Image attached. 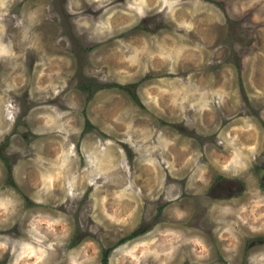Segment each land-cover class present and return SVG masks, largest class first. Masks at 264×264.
<instances>
[{
  "label": "clouds",
  "instance_id": "obj_1",
  "mask_svg": "<svg viewBox=\"0 0 264 264\" xmlns=\"http://www.w3.org/2000/svg\"><path fill=\"white\" fill-rule=\"evenodd\" d=\"M10 3L0 0L5 16ZM44 18L56 25L52 46L70 53L78 42L83 64L48 55L37 30ZM220 28L251 41L218 45L221 54L240 58L233 79L250 82L249 68L264 62V0H64L63 14L49 4L46 17L37 11L0 22V264H94V255L62 247L73 218L83 227L91 216L93 232L122 227L133 214H123L120 205H139L141 197L153 204L162 197L177 224L187 219L202 229L172 233L169 260L185 245L193 264H264V141L247 148L227 135L231 127L214 123L224 118L225 100L235 90H201L193 73L205 65L187 62L193 48L207 50L208 33ZM190 34L200 40L190 41ZM77 70L100 87L82 90ZM149 71L165 74L150 87L171 97L165 104L170 118L202 133L214 124L215 143L206 141L201 151L178 134L142 127L140 121L164 115V108L149 97L142 113L116 103L118 93L103 87ZM252 88V97L264 98V86ZM85 111L106 135L82 136ZM258 111L264 119V107ZM165 170L175 183L167 182ZM29 172L35 174L29 196L38 208L6 182L11 175L21 186ZM213 173L232 178L212 184Z\"/></svg>",
  "mask_w": 264,
  "mask_h": 264
},
{
  "label": "rangeland",
  "instance_id": "obj_2",
  "mask_svg": "<svg viewBox=\"0 0 264 264\" xmlns=\"http://www.w3.org/2000/svg\"><path fill=\"white\" fill-rule=\"evenodd\" d=\"M49 4L52 9L63 14L64 0H11L7 16L4 15V10L0 8V22H7L13 16L37 11H42L46 17ZM64 27L66 32H70L71 26L67 21V17H65ZM37 30L42 34L46 42L45 51L49 56L59 57L67 55L78 62V64H83V53L85 50L78 42H74L70 53H64L62 50L52 46L56 30L54 23H50L44 18L41 24L37 26ZM9 31L12 32L15 29L10 27ZM233 38H239L245 40L247 43H251L250 40L239 37L234 29L220 28L208 33V39L211 43L207 45V50L200 53L193 48L189 53L187 62L194 66L197 62L203 61L205 66L199 72L193 73L194 82L201 90L208 86L223 92H229L230 89L235 90V95L229 92V96L225 100L224 118H213V120L214 123L218 122L221 127L224 125L231 127V132H227L226 129L227 135L236 136L241 144L247 148H252L257 146L258 142L264 141V119L260 118L258 111L259 107H264V98L251 96V93L255 91L252 88V84H255L256 88L264 86V62H258L249 68L248 71L251 75L250 82L244 76L233 79L232 69L233 66L237 69L239 68L240 58L238 56L232 57L227 50L221 54L218 49V45ZM189 40L193 42L199 41L200 36L190 34ZM261 51H264V45H262ZM209 61L211 62L210 67L206 66ZM32 66L34 65L29 66V71H31ZM73 66L76 67V64ZM0 70H3V65H0ZM75 75L79 77L78 86L84 91L91 92L93 88L100 87L93 80L83 77L78 70ZM163 75L165 74L149 71L127 84L121 85L118 82H112L103 87L113 89L118 93V96L114 98L116 103L132 104L142 113L148 112L143 100L149 97H153L155 103L164 108V115L152 117L148 121H140L139 123L142 127L154 126L157 129L163 130L167 136L178 134L179 137L192 141L194 146H199L201 151L206 141L215 143L213 138H218V136L214 130V124L208 125L207 133H202L197 131V126L185 127L182 122L178 123L176 120L170 118L168 115L169 109L165 107V104L169 103L171 97L166 93L162 96L159 94L158 88L153 89L150 87L154 81H158ZM135 98L137 102L134 100ZM83 115L84 132L82 136L85 134L89 137L106 135L100 132L97 124H94L87 118L86 111ZM149 115L151 116V114ZM248 125L252 126L249 127ZM78 147L79 144H77ZM120 147L125 151L129 160H131L132 153L129 151L128 146L121 141ZM165 175L169 184L175 183L178 179L167 170H165ZM34 177L35 174L29 172L28 178L21 186L15 184L11 175L7 176L6 182L17 188V191L25 198L28 205L38 208L40 206L36 205L29 196V193L32 191L31 182L34 180ZM229 178L232 177L213 173L211 183L214 184L219 180ZM186 179V177L182 178L181 182H186ZM90 192L91 187H89L85 194V202ZM157 199L159 203L156 204H153L147 197H141L139 205L135 201L123 202L120 205L121 210L125 215L132 212V221L122 227L114 225L107 231L103 227L100 228L99 232L89 231L88 225L94 224L91 216L87 217L83 227L80 220L74 217L69 236L62 247L76 249L81 251L82 254L94 255V264H101L104 250H107L105 264H137L138 258L139 264H193V253L190 246L180 245L179 249L175 250L173 259L169 260L167 258L169 249L172 248V244L174 243L172 233L176 232L179 228L202 229H199L198 225L189 222L187 219L183 223L177 224L174 218L167 212L169 203L164 201L162 197H157ZM85 202H82V206L85 205ZM57 211L63 212L64 210L57 209ZM150 233L152 234L151 236H149ZM181 256L183 257L182 260L180 259Z\"/></svg>",
  "mask_w": 264,
  "mask_h": 264
},
{
  "label": "trees",
  "instance_id": "obj_3",
  "mask_svg": "<svg viewBox=\"0 0 264 264\" xmlns=\"http://www.w3.org/2000/svg\"><path fill=\"white\" fill-rule=\"evenodd\" d=\"M137 102V99H134ZM106 257H107V250L103 251V255H102V260H101V264H105L106 263Z\"/></svg>",
  "mask_w": 264,
  "mask_h": 264
},
{
  "label": "bare ground",
  "instance_id": "obj_4",
  "mask_svg": "<svg viewBox=\"0 0 264 264\" xmlns=\"http://www.w3.org/2000/svg\"><path fill=\"white\" fill-rule=\"evenodd\" d=\"M152 260V259H151ZM182 264V263H181Z\"/></svg>",
  "mask_w": 264,
  "mask_h": 264
}]
</instances>
